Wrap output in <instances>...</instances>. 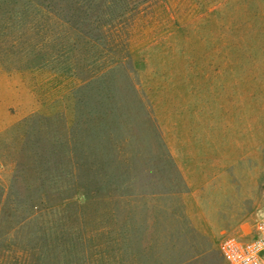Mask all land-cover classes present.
<instances>
[{
	"label": "rangeland",
	"instance_id": "rangeland-1",
	"mask_svg": "<svg viewBox=\"0 0 264 264\" xmlns=\"http://www.w3.org/2000/svg\"><path fill=\"white\" fill-rule=\"evenodd\" d=\"M264 216V0H0L4 264H228Z\"/></svg>",
	"mask_w": 264,
	"mask_h": 264
},
{
	"label": "built area",
	"instance_id": "built-area-1",
	"mask_svg": "<svg viewBox=\"0 0 264 264\" xmlns=\"http://www.w3.org/2000/svg\"><path fill=\"white\" fill-rule=\"evenodd\" d=\"M220 251L228 264H264V216L250 232L225 235Z\"/></svg>",
	"mask_w": 264,
	"mask_h": 264
},
{
	"label": "crops",
	"instance_id": "crops-1",
	"mask_svg": "<svg viewBox=\"0 0 264 264\" xmlns=\"http://www.w3.org/2000/svg\"><path fill=\"white\" fill-rule=\"evenodd\" d=\"M0 264H4V263H3V260H2L1 258H0Z\"/></svg>",
	"mask_w": 264,
	"mask_h": 264
}]
</instances>
